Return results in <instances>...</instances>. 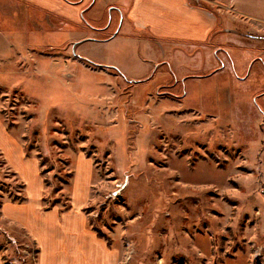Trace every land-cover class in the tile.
I'll use <instances>...</instances> for the list:
<instances>
[{"label":"rangeland","instance_id":"obj_1","mask_svg":"<svg viewBox=\"0 0 264 264\" xmlns=\"http://www.w3.org/2000/svg\"><path fill=\"white\" fill-rule=\"evenodd\" d=\"M113 3L91 0L97 16L76 30L112 17L101 34L81 32L112 37ZM237 24L232 63L210 76L178 54L170 69L169 43L125 32L111 46L83 43L73 58L45 44L58 27L47 13L44 44L33 43L35 24L0 47L2 264L37 258L3 203L26 199L41 179L43 207L66 211L79 173L88 224L121 251L119 264H264V36Z\"/></svg>","mask_w":264,"mask_h":264},{"label":"crops","instance_id":"obj_2","mask_svg":"<svg viewBox=\"0 0 264 264\" xmlns=\"http://www.w3.org/2000/svg\"><path fill=\"white\" fill-rule=\"evenodd\" d=\"M202 1V5L197 6L190 0H113L115 8L111 10L119 11L121 16L118 28L112 37L100 41L96 35V39H92L89 33L81 32L93 30L101 34L111 28L112 17L108 27L99 29L90 23L89 27L76 30L81 25L85 27L83 23L88 17L97 16L98 10L91 7V0H0V47L5 43L13 45V38H27L35 24V30L31 31L33 43L38 45L40 39L44 44L42 27L47 13L58 27L48 34L51 39L45 44H62L73 58L83 43L111 46L125 32L134 43L142 38L169 43L170 57L164 58L162 63L170 69L174 67L173 55L178 54V60L199 62L202 73L210 76L224 69V61H233L228 44L242 36L239 30L235 31L239 29L237 23H249L254 33L264 36V0ZM219 53H225L226 58H221ZM25 179L28 181V177ZM87 182L85 175L76 176L71 207L63 212L57 206L43 209L41 179L34 183L35 189L34 184L29 185L24 202L3 203V218L23 229L38 249L35 264L120 263L121 251L109 247L88 224V215L84 212L89 200Z\"/></svg>","mask_w":264,"mask_h":264},{"label":"trees","instance_id":"obj_3","mask_svg":"<svg viewBox=\"0 0 264 264\" xmlns=\"http://www.w3.org/2000/svg\"><path fill=\"white\" fill-rule=\"evenodd\" d=\"M38 158H39V160H40V165H41V166L44 165L45 160H44L42 157H40V156H38ZM41 174H44V172H41ZM44 181H45V180H44ZM45 186H48L47 182H45ZM24 201H25V198L17 199V203H22V202H24ZM43 202L46 203V199H45V198H43ZM56 202H57V201H54L50 206H44L43 209H44V210H49V209H51V208L54 206V204H55ZM67 208L69 209L70 206H69V207H65L64 209L67 210ZM98 236H99V235H98ZM35 253H36V256H37V254H38V249H37V248H36ZM3 261H4V264H7L5 260H3ZM35 262H36V261H35Z\"/></svg>","mask_w":264,"mask_h":264},{"label":"built area","instance_id":"obj_4","mask_svg":"<svg viewBox=\"0 0 264 264\" xmlns=\"http://www.w3.org/2000/svg\"><path fill=\"white\" fill-rule=\"evenodd\" d=\"M195 3H199L200 0H193Z\"/></svg>","mask_w":264,"mask_h":264}]
</instances>
